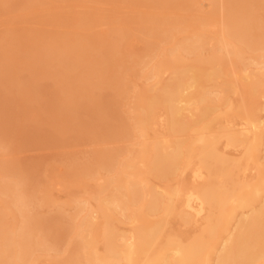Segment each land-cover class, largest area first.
<instances>
[{
  "label": "bare ground",
  "instance_id": "6f19581e",
  "mask_svg": "<svg viewBox=\"0 0 264 264\" xmlns=\"http://www.w3.org/2000/svg\"><path fill=\"white\" fill-rule=\"evenodd\" d=\"M62 1L68 0L54 3ZM106 1L115 5L116 0ZM130 1L154 10L162 5L171 13L160 10L157 16L139 18L138 34L154 40L145 50L158 52L160 60L153 62L149 53L138 63L145 79L153 83L137 92L132 108L131 131L138 142L133 139L136 144L128 152L124 147L103 149L93 163L72 162L67 176L79 183L94 176L95 164L107 177L86 192L87 198L77 197L76 212L70 217L60 213L48 220L33 215L28 208L37 198L36 191L27 189V180L13 167L2 165L0 264H40L38 252L58 253L61 240L71 234L67 264H264V61H259L264 59V17L257 14L258 8L264 9V0ZM204 1L209 2L207 7ZM1 2L0 9H18L24 15L43 4L42 0ZM180 7L201 15L195 14L191 21L175 19ZM209 7L211 12L203 11ZM84 21L60 20L65 29L57 36L16 33L0 42V58L20 44L28 72L54 79L55 99L48 108L64 122L51 125L57 135L130 138L127 122L94 91L110 88L124 94L126 85L116 67L123 63L125 45L132 46L136 38L129 37L127 24L116 23L111 26L115 39L100 45L92 35H78V25ZM170 43L171 47L162 48ZM211 43L209 54L203 56ZM248 52L259 55L248 57ZM17 60L4 59L0 77L15 80ZM18 83L23 102L34 98V90ZM233 95L238 99L232 100ZM79 107L87 116H95L97 129L91 130ZM152 130L155 135L150 138ZM188 173L190 184L180 182ZM150 176L164 187L151 185ZM174 179L179 182L172 186ZM117 214L134 227L117 228ZM173 217L198 231L186 241L168 235ZM100 218L105 221L101 249L94 236ZM53 264L59 261L54 259Z\"/></svg>",
  "mask_w": 264,
  "mask_h": 264
},
{
  "label": "rangeland",
  "instance_id": "374dc122",
  "mask_svg": "<svg viewBox=\"0 0 264 264\" xmlns=\"http://www.w3.org/2000/svg\"><path fill=\"white\" fill-rule=\"evenodd\" d=\"M42 2L43 4L40 8L37 6V8L32 10L28 15H24L18 9L6 10L1 8L0 42L4 41L6 38H10L16 33L23 37H29L36 33L57 36L63 34L65 29L62 27L64 24H62L60 20L74 24L78 19L86 20L81 26L78 25V35H92L98 40L97 43L100 45L108 44L111 39H115V36H112L111 26L116 25V23L124 22L127 24L129 37L132 39L136 38V41L132 46H130L129 43V45H125L123 53L121 54L123 63L121 66H118V68L116 67L117 73H119L118 75H120L126 85L124 94L119 96L118 92L110 88L107 90L103 89L94 91V94L99 96L98 98H105L104 105L107 108L109 107L117 110L121 117L127 122L129 126L127 134H130V138L125 135L117 136L115 139L112 138L108 140L104 139L102 136L94 138L87 135L88 137L84 136L76 138L73 137L71 133L57 135L51 125L56 127L64 122L58 118L56 112L52 110L50 111L48 108V105H50L55 99L52 92V87L55 83L54 79L44 77L41 73H38L33 77L32 74L28 72L29 64L28 59H25V48L21 47L20 44L9 47L7 54H3L0 58V64L4 62V59H8L9 56L17 57V62L19 61V64L15 68L19 69H17L18 74L15 80L6 81L5 76L0 77V169L2 165H7L9 168L13 167L14 172L17 174H22V177L27 180V189L36 191L37 198L28 210H31L32 214L37 217L52 220L60 215V213L64 214L66 217L72 216L76 212L74 209V202L77 197L80 198V196H82L87 198L88 191L91 192L97 188L99 184H103L107 177L106 172L99 166H95V164L93 168L95 173L94 176L87 178L85 184L79 183L75 178L72 179V177L67 176L69 167L73 163H93V157H95L97 152L103 149L121 150V148L124 147L122 150L128 152L134 148L132 145H135L138 142V139H135L137 137L136 134L132 132L134 131L132 130V126L134 125V121L132 120V108L135 103L137 92L143 91L153 84L145 79V73L141 67L138 66V63L143 56L150 55L149 53L154 55L152 58L154 60L153 62L160 60V58L157 57L158 52L152 53L145 50L147 44L150 41L151 43L154 42V40L148 36L142 37L138 34L141 29L140 19L144 16L153 14L157 16L155 13L160 12V10L164 11V8H160L162 5H159V7L154 10V7H146L130 0H119V4L118 0H116L115 5L112 1H110V4L105 3L107 2L106 0H68L62 1V4H55L54 0H42ZM71 3L73 5H71ZM203 3L206 7L209 5V2L205 3L204 1ZM1 4L2 2L0 0V5ZM140 9H143L142 12H140ZM258 9L262 10H258L257 14L264 17V9L261 7ZM204 10H207L206 12L209 13L212 11V8H204L203 11ZM164 12L165 14H171L169 10ZM47 13H49L51 19H48V16L46 17ZM189 13L190 12L183 8L181 10V7L177 8V10H175L174 18L179 20L188 19L191 21L201 15L197 13H190L189 15ZM195 14H197V16ZM87 16H91L90 19L93 17L94 20H89ZM135 20L137 22H135ZM89 21L92 23L90 22V25L86 24ZM91 30H93L94 34ZM180 37L181 34L177 33L176 38L180 39ZM172 44L173 43L165 44L164 46L162 44V48L171 47ZM212 45L213 44L211 43L205 48L206 51L203 53V56L209 54L213 47ZM19 50L21 51L19 52ZM258 55V52H248L246 56ZM259 61H264V59L261 58ZM18 82H24V85L28 90H34V98L32 97L31 100L23 102L20 99V93L17 89L19 86ZM95 82L97 81L95 80ZM221 96L224 97L225 94H222ZM230 97L232 100L238 99L236 95ZM211 98H214V95H211ZM78 113H80V115L83 114L81 117L87 121L91 130L96 128L93 120L95 116H87L83 107L78 108ZM39 119L42 121L38 122ZM44 119L49 120V122H52L53 124L46 123ZM149 135L150 138H152L155 135V131H150ZM63 137V141L60 140ZM188 176L189 173L180 178V182L190 184ZM149 182L151 185L158 187H164L165 185L153 176L149 177ZM178 182L179 181L174 179L170 182V185H177ZM47 197L51 198L49 199V203L46 201ZM91 206H95V202L92 200ZM117 218H119L120 221L115 225L120 230L129 231L134 227V224L125 217H121V215L117 214ZM104 223V219H98L94 231L96 243L100 249L102 248L101 229ZM45 227L48 228V225H45ZM196 230L197 228L194 225H184L179 219L173 217L171 218L166 232L168 235H177L183 241H186L198 231ZM72 239L73 234L61 240L58 245V253L54 252L45 254L38 252L37 255L40 257V264H53L54 259H57L59 264H67L70 257L68 250Z\"/></svg>",
  "mask_w": 264,
  "mask_h": 264
}]
</instances>
